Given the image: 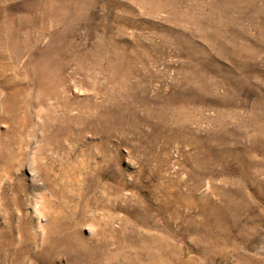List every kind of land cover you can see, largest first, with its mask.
<instances>
[{"label":"rangeland","instance_id":"374dc122","mask_svg":"<svg viewBox=\"0 0 264 264\" xmlns=\"http://www.w3.org/2000/svg\"><path fill=\"white\" fill-rule=\"evenodd\" d=\"M0 264H264V0H0Z\"/></svg>","mask_w":264,"mask_h":264}]
</instances>
